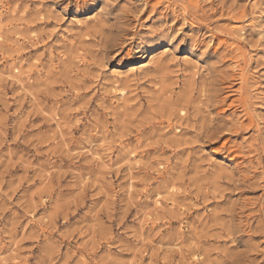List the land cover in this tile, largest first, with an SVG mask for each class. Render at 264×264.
I'll return each mask as SVG.
<instances>
[{
  "label": "rangeland",
  "instance_id": "obj_1",
  "mask_svg": "<svg viewBox=\"0 0 264 264\" xmlns=\"http://www.w3.org/2000/svg\"><path fill=\"white\" fill-rule=\"evenodd\" d=\"M0 264H264V0H0Z\"/></svg>",
  "mask_w": 264,
  "mask_h": 264
},
{
  "label": "bare ground",
  "instance_id": "obj_2",
  "mask_svg": "<svg viewBox=\"0 0 264 264\" xmlns=\"http://www.w3.org/2000/svg\"><path fill=\"white\" fill-rule=\"evenodd\" d=\"M175 106H176V105H175ZM175 106H174V107H175ZM180 112H181V111L179 110V113H180ZM182 113L184 114V112H181L180 114H182ZM183 114H182V115H183ZM179 116H180V115H179ZM184 117H185V116H184ZM181 119H182V118H181ZM181 119H180V120H181Z\"/></svg>",
  "mask_w": 264,
  "mask_h": 264
}]
</instances>
